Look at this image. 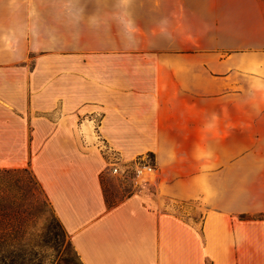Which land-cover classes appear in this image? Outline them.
Instances as JSON below:
<instances>
[{
    "label": "crops",
    "instance_id": "obj_1",
    "mask_svg": "<svg viewBox=\"0 0 264 264\" xmlns=\"http://www.w3.org/2000/svg\"><path fill=\"white\" fill-rule=\"evenodd\" d=\"M256 5L0 0V168H32L83 264H264ZM100 139L156 190L108 204Z\"/></svg>",
    "mask_w": 264,
    "mask_h": 264
},
{
    "label": "rangeland",
    "instance_id": "obj_2",
    "mask_svg": "<svg viewBox=\"0 0 264 264\" xmlns=\"http://www.w3.org/2000/svg\"><path fill=\"white\" fill-rule=\"evenodd\" d=\"M228 1L231 9H239V15L245 14L248 17L249 12L256 9V4L260 5L259 8L264 13V0ZM253 3L255 5L251 6L250 4ZM98 146L108 157V162L102 171V182L108 204H114L144 187H148L151 192L156 190L154 180L151 178L149 181H136L132 179L131 171L127 177L112 174L108 169L109 165L120 158L101 139ZM144 156L152 158L150 154ZM5 179H9L15 185L16 217L12 222L21 228L22 237L14 244L4 243L0 247V251L7 248L10 250L4 252L0 264H83L74 249L69 233L32 168L24 166L12 172L0 170V187H3L2 182Z\"/></svg>",
    "mask_w": 264,
    "mask_h": 264
},
{
    "label": "trees",
    "instance_id": "obj_3",
    "mask_svg": "<svg viewBox=\"0 0 264 264\" xmlns=\"http://www.w3.org/2000/svg\"><path fill=\"white\" fill-rule=\"evenodd\" d=\"M20 169L21 167L0 168V170L6 172L18 171ZM2 184L3 187H0L2 192L0 193V247L4 243L14 244L22 237L21 228L12 222L13 218L16 217V214H14V210L16 208L14 200L15 185H13L9 179L3 180ZM260 217H264V213L261 214ZM6 251L9 252L10 250L7 248L4 249V251H0V258Z\"/></svg>",
    "mask_w": 264,
    "mask_h": 264
},
{
    "label": "built area",
    "instance_id": "obj_4",
    "mask_svg": "<svg viewBox=\"0 0 264 264\" xmlns=\"http://www.w3.org/2000/svg\"><path fill=\"white\" fill-rule=\"evenodd\" d=\"M120 160L111 162L108 168L112 174L120 177H127L131 171L132 179L136 181H149L156 171V166L149 156H139L134 159V163L122 162Z\"/></svg>",
    "mask_w": 264,
    "mask_h": 264
}]
</instances>
